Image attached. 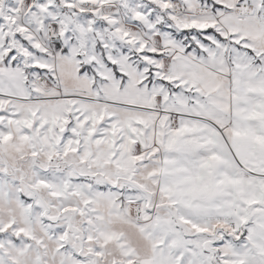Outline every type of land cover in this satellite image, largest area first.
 <instances>
[{"label": "snow or ice", "instance_id": "1", "mask_svg": "<svg viewBox=\"0 0 264 264\" xmlns=\"http://www.w3.org/2000/svg\"><path fill=\"white\" fill-rule=\"evenodd\" d=\"M0 264H264V0H0Z\"/></svg>", "mask_w": 264, "mask_h": 264}]
</instances>
